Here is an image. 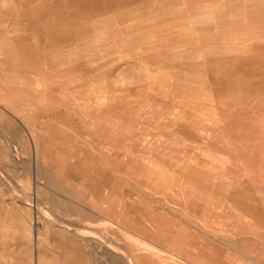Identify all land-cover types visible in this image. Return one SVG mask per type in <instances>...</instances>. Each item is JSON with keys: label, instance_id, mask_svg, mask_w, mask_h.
Here are the masks:
<instances>
[{"label": "rangeland", "instance_id": "374dc122", "mask_svg": "<svg viewBox=\"0 0 264 264\" xmlns=\"http://www.w3.org/2000/svg\"><path fill=\"white\" fill-rule=\"evenodd\" d=\"M262 224L264 0H0V264H264Z\"/></svg>", "mask_w": 264, "mask_h": 264}, {"label": "bare ground", "instance_id": "6f19581e", "mask_svg": "<svg viewBox=\"0 0 264 264\" xmlns=\"http://www.w3.org/2000/svg\"><path fill=\"white\" fill-rule=\"evenodd\" d=\"M199 156H200V154H199ZM217 157V156H216ZM199 158V157H198ZM219 159V158H218ZM160 160V159H159ZM33 161V160H32ZM216 161V160H215ZM151 162L152 163H150L151 165H149L147 168H145V167H140L139 168V170L138 171H135V175H142V174H144V173H146L147 171H151V174H153V175H156V178L154 179H151V182H155V181H158L159 180V175H165V176H167L166 175V172L164 171V165L162 166V165H160V163H159V161H158V158H154V159H152L151 160ZM165 164H166V161L164 162ZM205 163V162H204ZM210 163V162H209ZM207 164V163H206ZM198 165V164H197ZM161 166V167H160ZM212 166L214 167V165L212 164ZM221 166L222 167H225L226 165L225 164H223V163H221ZM206 167H207V165H206ZM212 169V168H211ZM222 169H220V171H221ZM224 171H225V168H224ZM169 172V171H168ZM188 172H189V169H187V168H185V169H181L180 170V173L182 174V175H185V174H188ZM228 172V171H227ZM194 173H196L195 171H194ZM218 173H224V172H218ZM225 173H226V171H225ZM249 173V172H248ZM171 174V173H170ZM227 174V173H226ZM179 175V174H178ZM224 175V174H223ZM226 176V175H225ZM224 176V177H225ZM162 178L164 177V176H161ZM197 179V178H196ZM195 179V180H196ZM198 180V179H197ZM187 181H188V179H187ZM192 183H193V181H192ZM172 184H174V185H176V184H178L177 182H172ZM188 184V183H187ZM155 185V184H154ZM188 186V185H187ZM190 187V186H189ZM181 189H183V187H180ZM240 187L238 186L236 189H234V196H235V199H232V200H234V201H239L240 200V198H238L239 196L241 197V190L242 189H239ZM159 190V189H158ZM161 190V189H160ZM232 190V189H231ZM162 191V190H161ZM163 192V191H162ZM187 193L188 192H190V191H186ZM243 195V194H242ZM249 195V194H248ZM186 196V195H185ZM182 197V196H181ZM207 197V196H206ZM210 199V198H209ZM208 199V200H209ZM245 198L243 197V200H244ZM249 199H251V198H249ZM247 200V199H246ZM32 201V200H31ZM201 201V200H200ZM199 201V202H200ZM250 201V200H249ZM243 202V201H242ZM205 203V202H204ZM209 203V202H208ZM212 203V202H211ZM39 204V203H38ZM41 204V203H40ZM243 204V203H242ZM250 205V204H249ZM188 206V205H187ZM217 206V205H216ZM221 207V206H220ZM212 208V207H211ZM259 208V207H258ZM250 211V210H252V209H247V211ZM148 211H149V209H148ZM147 211V212H148ZM253 211L255 212L254 214H259L260 213V210L259 209H253ZM241 212V211H240ZM137 213V212H136ZM149 213V212H148ZM262 213V212H261ZM150 214V213H149ZM137 215V214H136ZM145 216H146V213H145ZM153 216V215H152ZM156 217H157V215H156ZM161 217V216H160ZM218 217V216H217ZM147 218V217H146ZM154 218V217H153ZM159 218V217H158ZM141 219V218H140ZM162 219V218H161ZM165 219V218H164ZM238 219V218H237ZM236 219V220H237ZM248 219V218H247ZM53 220V219H52ZM51 220V221H52ZM166 221V220H165ZM251 221V220H250ZM53 222V221H52ZM51 222V223H52ZM237 223V222H236ZM54 224H57V225H59V226H61V227H64V228H66V226L67 225H64L63 223H59V222H57V221H54ZM142 225H143V222L141 223ZM36 225V224H35ZM158 225V224H157ZM164 225V224H163ZM238 225V224H237ZM237 225H235V227H237ZM240 225V224H239ZM33 226V225H32ZM38 226V225H37ZM37 226H35L34 228H35V231H37L38 232V228H37ZM159 226V225H158ZM215 226V225H214ZM262 226H264L263 224H262ZM234 227V228H235ZM248 227V226H247ZM253 227V226H252ZM68 228V227H67ZM73 228V227H72ZM71 228V229H72ZM166 228H167V226H166ZM165 228V229H166ZM175 228V227H174ZM218 228V227H217ZM233 228V227H232ZM232 228H228V227H226V228H224V227H220L219 229H218V234H215L216 236H217V238L218 239H220V241H221V243H223V244H229V242H231L232 241V238L234 237V236H236V235H238L239 233L237 232V231H234ZM240 228V227H239ZM172 229V228H171ZM178 229V228H177ZM244 229V228H243ZM251 229V228H250ZM253 229V228H252ZM255 229V228H254ZM237 230V229H236ZM256 230H259V229H256ZM34 231V232H35ZM175 231H176V228H175ZM247 231H249V230H247ZM247 231H245V232H247ZM260 231V230H259ZM77 232V231H76ZM164 233L166 232V231H163ZM162 232V233H163ZM170 232V231H169ZM172 232V231H171ZM170 232V233H171ZM253 232V231H252ZM161 233V234H162ZM163 233V234H164ZM169 233V234H170ZM174 234V233H173ZM254 234V233H253ZM80 235V234H79ZM168 235V234H167ZM245 235H246V233H245ZM255 235V234H254ZM76 236H78V235H76ZM82 236V234L80 235V237ZM171 236V235H170ZM173 236V235H172ZM241 236V235H240ZM247 236V235H246ZM82 238V237H81ZM235 238V237H234ZM240 238V237H239ZM247 238V237H246ZM252 238V237H251ZM236 239V238H235ZM201 248V247H200ZM224 248H219V252L218 253H220V254H226L227 252H225V250H223ZM206 250V249H205ZM202 252H203V250H201ZM205 252V251H204ZM203 252V253H204ZM208 252V251H207ZM213 252H215V251H213ZM119 253L120 254H122L120 251H119ZM200 253V252H199ZM206 253V252H205ZM210 254L208 253L206 256H209ZM215 255V254H214ZM199 256H200V254H199ZM198 256V257H199ZM217 256V255H216ZM214 256V258H212L211 257V255H210V257L212 258V263H214L215 262V264H226V261H227V258H229V256L226 254L225 256ZM201 257V256H200ZM107 259V258H106ZM108 260V259H107ZM127 260L129 261V263H131L132 261H131V259L129 258V257H127ZM208 260V259H207ZM226 260V261H225ZM230 260V259H229ZM104 261V260H103ZM209 261V260H208ZM211 262V261H210ZM228 262V261H227ZM230 262V261H229ZM228 262V263H229ZM106 263V262H105ZM133 263V262H132ZM103 264V263H102ZM230 264V263H229Z\"/></svg>", "mask_w": 264, "mask_h": 264}, {"label": "crops", "instance_id": "0c3cea01", "mask_svg": "<svg viewBox=\"0 0 264 264\" xmlns=\"http://www.w3.org/2000/svg\"><path fill=\"white\" fill-rule=\"evenodd\" d=\"M31 137V136H30ZM32 140H33V138H31ZM194 250V248H192V250H191V252H189V253H187V254H189V256H193L194 255V253L192 252ZM212 258H214L213 256H211ZM210 256H206V257H204L205 259H206V262H207V264H215V262L214 263H212V258H211ZM200 258L201 257H198V259L200 260ZM146 259V258H145ZM193 259H194V257H193ZM209 261H208V260ZM211 261V262H210ZM145 264H154L153 263V260L151 259V258H149V259H146L145 260Z\"/></svg>", "mask_w": 264, "mask_h": 264}]
</instances>
